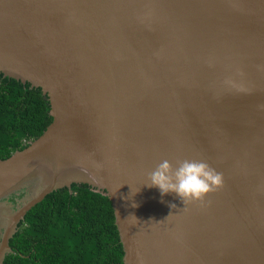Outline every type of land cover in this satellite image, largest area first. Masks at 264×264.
Listing matches in <instances>:
<instances>
[{"label": "water", "instance_id": "water-1", "mask_svg": "<svg viewBox=\"0 0 264 264\" xmlns=\"http://www.w3.org/2000/svg\"><path fill=\"white\" fill-rule=\"evenodd\" d=\"M0 72L52 116L0 158V264L73 183L111 199L125 264H264V0H0ZM164 159L223 185L183 205L147 184Z\"/></svg>", "mask_w": 264, "mask_h": 264}, {"label": "trees", "instance_id": "trees-1", "mask_svg": "<svg viewBox=\"0 0 264 264\" xmlns=\"http://www.w3.org/2000/svg\"><path fill=\"white\" fill-rule=\"evenodd\" d=\"M51 121L40 87L0 72V158L24 148V140L40 136ZM24 193L10 200L16 205ZM10 245L3 264H125L112 201L86 183L46 195L19 223Z\"/></svg>", "mask_w": 264, "mask_h": 264}, {"label": "clouds", "instance_id": "clouds-1", "mask_svg": "<svg viewBox=\"0 0 264 264\" xmlns=\"http://www.w3.org/2000/svg\"><path fill=\"white\" fill-rule=\"evenodd\" d=\"M148 178V186L158 187L161 195L175 193L183 205L202 202L208 193L223 185L222 173L204 160L183 159L173 167L170 160L164 159L148 174ZM174 206L177 205L171 204L172 208Z\"/></svg>", "mask_w": 264, "mask_h": 264}, {"label": "flooded vegetation", "instance_id": "flooded-vegetation-1", "mask_svg": "<svg viewBox=\"0 0 264 264\" xmlns=\"http://www.w3.org/2000/svg\"><path fill=\"white\" fill-rule=\"evenodd\" d=\"M25 141V143H28L30 140H24Z\"/></svg>", "mask_w": 264, "mask_h": 264}]
</instances>
